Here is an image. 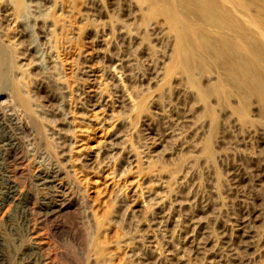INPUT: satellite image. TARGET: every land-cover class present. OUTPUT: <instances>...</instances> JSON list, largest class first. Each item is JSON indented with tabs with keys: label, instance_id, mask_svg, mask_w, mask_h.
<instances>
[{
	"label": "rangeland",
	"instance_id": "1",
	"mask_svg": "<svg viewBox=\"0 0 264 264\" xmlns=\"http://www.w3.org/2000/svg\"><path fill=\"white\" fill-rule=\"evenodd\" d=\"M0 264H264V0H0Z\"/></svg>",
	"mask_w": 264,
	"mask_h": 264
},
{
	"label": "bare ground",
	"instance_id": "2",
	"mask_svg": "<svg viewBox=\"0 0 264 264\" xmlns=\"http://www.w3.org/2000/svg\"><path fill=\"white\" fill-rule=\"evenodd\" d=\"M5 1H6V0H5ZM14 2H15V1H14ZM20 6L22 7V3L20 4V2H18V4H17L18 10H20V9H19V8H21ZM14 11H15V10H14ZM15 13H16V12H15ZM9 55H10V54H9ZM15 90H16V89H15ZM14 93L16 94V98H17V100H18V101L20 102V104L23 106V108L25 109V111L27 112V114H28L29 111L31 112L29 101H28L25 97H23L22 95H20V93H19L18 91H16V92L14 91ZM26 112H25V113H26ZM27 114H26V115H27ZM26 115H25V116H26ZM27 117H28V116H27ZM3 118H4V116H3ZM22 118H23V117H22ZM29 118L31 119V117H29ZM24 119L27 120L28 118L25 117ZM1 120L4 122V119H1ZM26 120H24V121L26 122V123H24V121H22V119H21V121L23 122V125H22L21 122H20L21 127L23 126V128L25 129V131H26V130H27V131H30L32 128L37 127L38 124H36L34 121H32L33 119H31V120H29V121H28V120L26 121ZM30 121H31V122H30ZM32 122H33V124L31 125ZM4 123H5V122H4ZM34 124H36V126H35V127H32V126H34ZM23 128H19V129H23ZM36 129H37V128H36ZM36 129L34 130V132L37 131ZM20 131H21V130H20ZM25 131H24V132H25ZM21 132H22V131H21ZM31 132H32V131H31ZM22 133H23V132H22ZM27 133H29V132H27ZM33 135H34V134H33ZM39 135H40V134H39ZM30 136H31V135H30ZM11 142H13V141H11ZM7 150H8V149H7ZM10 151H11V150H10ZM8 152H9V151H8ZM8 152H7V153H8ZM9 153H10V152H9ZM9 153H8V154H9ZM9 155H10V154H9ZM8 157H9V156H8ZM45 176H46V175H45ZM49 177H50V176H49ZM46 178H48V177H46ZM46 178H45V179H46ZM42 179H44V178H42ZM42 179H41V180H42ZM45 179H44V180H45ZM48 179H49V178H48ZM48 179H47V180H48ZM41 180H40V181H41ZM44 180H43V181H44ZM47 180H46V181H47ZM41 182H42V181H41ZM44 183H45V182H44ZM44 183H43V184H44ZM46 186H47V185H46ZM67 200H68V199H67ZM59 202H60V201H59ZM62 203H63V201H62ZM60 204H61V203H60ZM56 207H57V206H56ZM74 207H75V206H74ZM50 208H51V207H50ZM55 209H56V208H54V211H55ZM57 209L60 210L61 207L59 206ZM50 211H51V210H50ZM99 225H100V222H99ZM80 241H81V240H80ZM99 244H100V243H99ZM96 245H97V243H96ZM96 245H95V246H96ZM96 247H97V246H96Z\"/></svg>",
	"mask_w": 264,
	"mask_h": 264
}]
</instances>
